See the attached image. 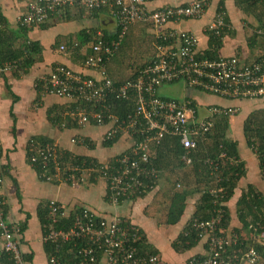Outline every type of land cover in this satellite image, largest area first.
Here are the masks:
<instances>
[{
    "label": "built area",
    "instance_id": "built-area-1",
    "mask_svg": "<svg viewBox=\"0 0 264 264\" xmlns=\"http://www.w3.org/2000/svg\"><path fill=\"white\" fill-rule=\"evenodd\" d=\"M27 12L18 23L32 28L47 22L69 6L87 11L110 9L116 22L118 37L111 44L99 41L92 47L95 56L86 61V66L97 69L101 79H92L63 66L57 67L48 76L38 80L46 95L65 99L76 107L69 111L70 117L80 126L107 127L103 142L111 141L117 134L136 137L131 150L114 159L80 164L62 161L64 151L57 143L37 147L30 145V166L41 169L46 183L65 184L78 189L92 178L102 182L113 207L134 195L144 187V181L155 177L152 166L151 146L164 136L180 138L186 150L197 146L214 127V119L222 115H235L236 109L210 106L206 115H201L192 99L177 100L161 96L166 85L183 82L187 87L228 101H254L264 98V55L250 64L237 56L210 59L203 57L196 34L167 27L187 19L203 18L211 0H171L175 4L151 10L148 5L155 0H24ZM152 27L155 54L135 80L114 87L105 70V63L114 57L126 33L133 25ZM232 30L225 21L224 13H217L207 26L210 37L220 38L223 31ZM264 34V29L258 31ZM65 48L62 47L61 50ZM13 64H6L0 71H8ZM36 82V86L38 85ZM132 101L134 109L125 118H119L109 96ZM140 138V139H139ZM85 139L72 138L74 145H84ZM224 156V155H223ZM216 197V190L210 191ZM4 178L0 171V264H29L22 251L23 231L18 223L10 221L4 211L6 204ZM49 221L43 230L42 241L57 244L74 242L79 245L82 259L79 264H159L156 255H139L137 244L141 237L137 228L125 226L121 218L99 217L88 208L76 213L74 224L68 230L60 229L58 221L65 218L64 209L52 200L49 202ZM67 218V217H66ZM223 212L215 210V216L207 221H197L193 227L205 248L204 259L190 264H258L260 257L254 248L241 256H232L228 248L237 244L238 237L221 235ZM251 229L253 226L250 227ZM264 239V232L259 240ZM100 257V259H99ZM49 264H62L57 256L48 259Z\"/></svg>",
    "mask_w": 264,
    "mask_h": 264
},
{
    "label": "crops",
    "instance_id": "crops-1",
    "mask_svg": "<svg viewBox=\"0 0 264 264\" xmlns=\"http://www.w3.org/2000/svg\"><path fill=\"white\" fill-rule=\"evenodd\" d=\"M192 1L194 0H184L183 2L190 3ZM171 4L175 3L171 0H155L148 7L154 10ZM223 7L232 30H229L231 32L223 37L221 47L218 48L219 56H237L244 63L250 64L262 55L264 45L259 39L257 43H250L249 38L252 36L250 33L253 31L247 22L250 23L251 20L245 19V16L236 9L235 0H211L203 18L199 20L187 19L171 23L167 27L196 34L199 39V49L205 53L212 45L206 28ZM26 12L27 5L24 0H0V40L2 42L7 41L4 38L5 35L12 40L13 34L16 36L23 34H21L18 21ZM116 30V22L110 14L105 12L91 14L77 6H69L67 10L51 17L45 25L32 27L28 31L26 37L33 43L39 44L37 50L40 53L39 56H35L37 62L33 66L29 69L24 68L22 71H18L16 68L0 71V171L4 178V191L7 199L6 216L10 221L18 223L20 226L26 223V229L22 236V251L26 255L32 254L31 264H49L44 251L43 228L37 215V209L41 203L52 200L61 205L65 217L77 210L76 208L86 207L99 217L117 216L129 219L144 230L150 243L162 254L163 261L187 264L188 259L194 255L203 254L205 251L202 244L185 254H177L170 248V244L182 231L185 222L194 213L197 198L193 197L187 201V208L181 223L169 226L171 237L165 239L166 237L160 229L161 222H163H160L163 217L162 210L167 201L162 193L165 187L163 179L160 186L144 198L125 201L120 206L113 207L109 201L105 200L104 183L84 184L78 189H73L65 184L46 183L39 179L35 170L28 164L27 146L32 141H53L64 152H70L75 156L97 158L101 162L108 161L125 150L123 142L120 143L123 145H120L118 149L114 148L112 152L105 150L102 145L107 127L71 125V130H65L56 126L53 122L54 118L58 113L64 112L69 102L52 95L39 93L36 88L38 80L48 76L61 65H67L89 78L101 79V73L98 70L86 69L83 63L84 55H87L90 46L77 51L69 50L71 47L69 44L71 40L79 39L83 32L98 31L100 34L104 31L114 33ZM226 32L228 31L226 30ZM150 35L153 36L154 33L149 26L137 24L131 27L128 36L133 42V48L128 49L131 53L128 60L150 61L152 52L147 48L148 43L145 42ZM127 42L123 45L124 51L129 44ZM137 44L138 46L135 48ZM140 45L141 47H139ZM62 47L66 48L61 50ZM124 51L122 50V52ZM112 60L115 61V58ZM185 88L188 90L187 94L174 99L192 98L201 115H206V109L210 106L236 109L237 114L231 118L230 122V130L233 134L230 136L238 142L239 153L246 163L247 170L246 177L239 183V189L246 191L249 186H254L264 195V181L260 175L258 160L255 154L248 150L243 135L244 121L252 112L264 108V99L228 101L202 91L193 90L186 85ZM74 137L87 139L88 145L72 144L70 141ZM237 193V197L229 203L233 226H238L236 201L240 197V192ZM155 202L158 203L159 208L156 212H151L150 208ZM27 215H30L28 220ZM163 226L165 227V225ZM260 264H264V262Z\"/></svg>",
    "mask_w": 264,
    "mask_h": 264
},
{
    "label": "trees",
    "instance_id": "trees-1",
    "mask_svg": "<svg viewBox=\"0 0 264 264\" xmlns=\"http://www.w3.org/2000/svg\"><path fill=\"white\" fill-rule=\"evenodd\" d=\"M235 5L236 9L245 16V19L248 21L251 20L250 23L247 22L253 31V33H250L252 35L249 38L250 43H257L259 39L264 45V34H259L257 32L260 29H264V0H235ZM67 9L68 8L65 10ZM221 10H219L218 13L225 14L226 11L224 10V7ZM88 12L91 14H97L101 12L110 14V9L104 8L101 10ZM225 21L226 23H229V18L227 16H225ZM45 23L38 26H43ZM144 26L147 27L148 25ZM20 29L21 34L23 33L21 36H16V34H13L11 40L5 35L4 38H6L7 41L2 42L0 40L1 67L5 66L6 64H13V68H16L18 71H22L24 68L29 69L37 62L35 56H39L40 51L37 50L39 44L33 43L26 37L28 31L31 28L20 25ZM117 31L118 30H116L114 33L104 31L100 34L98 31L90 33L83 32L81 35L79 34V39H76L75 41L71 40L69 44L71 47L69 50L74 49L80 51L82 48L90 46L87 55H84L85 58L83 63L86 64V61L89 57L95 56L91 50L92 47L100 40L104 42L107 41L109 44H111L113 40H116L118 37ZM129 31L126 33L119 49L115 52L114 57L112 58H115V61L110 59L105 63V69L108 72L109 78L112 80L114 87L116 88L127 81L135 80L140 72L152 60L155 54L152 44L153 36L150 35L148 40L145 41L148 43L147 48L152 52L150 61L148 60L144 61L143 63H139L138 61L128 60V57L131 56V53H129L128 49L131 47L133 48V42L130 39V36H128ZM230 32H226V30L223 31V34L220 38L210 37V41L212 40V45L210 46V49L205 51L203 57L210 59L222 57L219 56L218 48L221 47L223 37L228 35ZM128 39H130L128 41L129 44L125 49L126 51H124L123 45ZM137 46L138 44L135 46V48ZM139 47H141V45ZM122 50L124 52H122ZM262 54L264 55V47ZM61 66L74 71L73 68H70L67 65ZM85 68L91 70L98 69L88 67L86 65ZM76 73L83 75L80 72ZM36 88L38 89L39 93L45 94L44 91H42L43 89L40 87L39 81ZM109 98V102L114 106V112L119 118L123 119L129 113L133 112L134 105L132 101L119 100L116 99L114 95L112 97L109 96ZM193 101L194 105H197L195 100ZM67 105L68 106L64 112L58 113L53 122L56 124V126L61 127V129L71 130V125L77 127L80 125L73 121L69 115V111L73 110L76 106L72 105L71 102H69ZM236 114L237 113H235L233 116H217L214 119V127L211 132L206 134L204 139L201 140V142H198L197 146L190 150L184 149V147L181 145L180 138L175 136L166 135L159 142H154L151 146V154L152 166L155 170V177L151 176L149 179L145 180V186L137 189L134 195L126 200L129 202L144 198L146 195L160 186L162 179L163 181L165 180V184L163 183L165 187L162 193L167 201L166 206L163 209V222H161V225L176 226L182 221L187 208V201L193 197L197 198L194 213L187 220L188 222H185V225L182 231L178 234L177 238L170 244V248L177 254L188 253L198 247L200 244H202L204 248L207 249V245H205L202 239H200L198 236L199 231L193 227V223L195 220H210L213 216H215V210H221L223 212V220L220 226V229L222 230L221 235L227 237L235 234L238 237L237 244H232L228 248L230 255L241 256L249 248H254L260 257L258 264L264 262V239L259 240V236L264 232V195L254 186H249L246 191L239 189V183L243 178L246 177L247 170L246 163L242 160V157L239 153L238 142L230 136L233 135L230 130L231 118L236 116ZM89 126L97 127L93 124ZM243 135L248 150H251L258 160L260 175L264 181V108L258 109L247 116L243 124ZM85 140V144L88 145V140ZM122 142L125 144V150L121 153L115 151L118 154L111 158L114 159L125 153H128L131 150L132 145L136 142V137H129L124 135V133L117 134L115 139L103 142L102 146L105 147V150L112 152L114 148L118 149L120 145H123L120 144ZM47 143L54 142L43 140L42 142L32 141L28 143V164H30V145L34 144L35 146L40 147ZM61 159L63 162H65V164H80L86 162L87 164L93 163L94 165H98L100 162L97 158H92L89 156H75L70 152H64L63 156H61ZM33 169L35 170L38 177L42 175L41 169L38 166ZM96 176H99V173H94L92 178L87 180L85 185L97 184L98 181L95 179ZM39 179L45 182L44 178ZM211 190H216L218 197L212 194L210 192ZM237 192H240V197L236 201V216L238 219V226H233V216L232 211L229 208V203L235 197H237ZM108 196L109 195L107 193V195H105L106 201H109ZM49 202L41 203L37 209V215L43 230L45 229V225H47L48 221L50 220ZM3 208L5 214L7 215V200ZM83 208L86 207L76 208L77 210L71 212L67 218H61L58 221L60 229H64L65 231L68 230L69 227H71L75 222L77 215L76 213H79ZM29 217L30 215H27V220ZM121 221L125 226H133L134 228H137V233L141 237L140 242L137 244L139 255L152 254L158 256L160 260L159 264H176L167 260L163 261L160 251L156 249L152 243H150L147 234L144 232V230L139 228V226L135 225L127 218H121ZM251 226H253L252 229L250 228ZM20 227L24 232L26 229V223ZM79 245L80 244L77 243V246H75L74 242H70L68 244H57L49 241L44 243V251L47 259H49L51 256H57L62 264H79V261L82 259V256L79 254ZM204 253L191 257L186 263L190 264V261L193 259L201 262L204 259ZM24 258L29 264L32 263V254H24Z\"/></svg>",
    "mask_w": 264,
    "mask_h": 264
},
{
    "label": "rangeland",
    "instance_id": "rangeland-1",
    "mask_svg": "<svg viewBox=\"0 0 264 264\" xmlns=\"http://www.w3.org/2000/svg\"><path fill=\"white\" fill-rule=\"evenodd\" d=\"M152 29V28H151ZM139 63H143L144 61H138ZM187 91L186 88H185V84L183 82H179V83H175L173 85H166L164 86L161 91H160V94L164 97H172L173 99L174 98H180V97H183L187 94ZM158 203L155 202L154 204H152L151 206V212H156L158 210ZM163 212V210H162ZM163 221V220H160V222ZM161 231H163V234L164 236L166 237L165 239H170V229L169 226H161L160 227ZM195 256V255H194ZM189 260V259H188ZM188 262V261H187Z\"/></svg>",
    "mask_w": 264,
    "mask_h": 264
},
{
    "label": "clouds",
    "instance_id": "clouds-1",
    "mask_svg": "<svg viewBox=\"0 0 264 264\" xmlns=\"http://www.w3.org/2000/svg\"><path fill=\"white\" fill-rule=\"evenodd\" d=\"M61 99V98H60ZM69 102V101H68Z\"/></svg>",
    "mask_w": 264,
    "mask_h": 264
}]
</instances>
